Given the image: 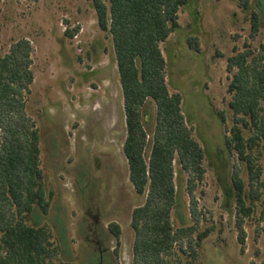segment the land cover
I'll return each mask as SVG.
<instances>
[{
    "label": "rangeland",
    "instance_id": "374dc122",
    "mask_svg": "<svg viewBox=\"0 0 264 264\" xmlns=\"http://www.w3.org/2000/svg\"><path fill=\"white\" fill-rule=\"evenodd\" d=\"M259 1L248 0L243 8V0H186L179 30L161 45L168 91L181 96L186 125L205 155L203 179L194 191L200 214L194 239L209 230L198 247L171 264H264V196L245 221L241 246L234 224L233 165L238 164L246 186L247 175L224 144L234 125L226 63L246 47L256 54L264 42L262 30L249 38L250 14L258 11ZM76 28L74 37L66 35ZM19 39L28 40L33 49L27 113L39 131L44 188L50 197L47 214L39 209L34 213L59 247L60 262L99 264L98 241L112 252L103 253L102 264H131V214L144 198L128 179L123 98L111 38L99 30L91 0H3L0 53ZM189 39L196 40V49ZM143 117L146 130L152 131L153 104L146 106ZM174 168L178 172L177 164ZM179 193L187 207L184 184ZM94 219L104 231L97 237ZM171 220L178 229L175 212ZM27 224L35 225L32 217ZM110 224L119 226L118 239Z\"/></svg>",
    "mask_w": 264,
    "mask_h": 264
},
{
    "label": "trees",
    "instance_id": "16d2710c",
    "mask_svg": "<svg viewBox=\"0 0 264 264\" xmlns=\"http://www.w3.org/2000/svg\"><path fill=\"white\" fill-rule=\"evenodd\" d=\"M91 1L99 30L111 38L119 75L128 179L135 193L144 198L131 214V264H171L173 258L178 262L180 254L198 247L209 233L206 230L194 239L200 221L194 191L203 179L205 155L186 125L181 96L168 91L167 62L161 48L179 30V12L187 2L108 0L107 5L103 0ZM247 3L243 0L242 7ZM257 10L250 14V39L261 30L264 34V0L258 2ZM77 32L78 28L66 35L72 38ZM188 44L197 48L195 39ZM32 52L31 43L19 39L0 53V264H74L59 261V247L41 225L43 218L34 213L39 209L46 215L50 197L44 188L39 131L27 113L34 81ZM226 71L231 74L227 93L234 125L224 144L245 166L248 182L246 186L241 169L234 164V224L243 246L245 221L264 196V162H260L264 161V42L256 54L246 47L229 57ZM148 104L156 108L150 132L143 117ZM183 184L187 207L179 193ZM173 212L180 223L178 229L171 220ZM29 217L34 226L27 224ZM188 217L192 226H188ZM109 231L119 238L117 224H110Z\"/></svg>",
    "mask_w": 264,
    "mask_h": 264
},
{
    "label": "flooded vegetation",
    "instance_id": "af4514ba",
    "mask_svg": "<svg viewBox=\"0 0 264 264\" xmlns=\"http://www.w3.org/2000/svg\"><path fill=\"white\" fill-rule=\"evenodd\" d=\"M97 163V162H96ZM115 163V164H114ZM113 164L114 165H117L118 167H119V165H118V163H116V161L114 162ZM120 168V167H119ZM98 226H99V222L97 221V219H94V223H93V228L95 229V231L93 232L95 235V237H97L98 235H102L103 233H104V231L103 230H100V229H98ZM91 230V229H90ZM93 236V237H94ZM95 244H96V246H97V249H98V254H99V264H102V259H103V253L105 254V255H112L111 253H110V251H109V249H107V248H105L104 246H102L98 241H95L94 242Z\"/></svg>",
    "mask_w": 264,
    "mask_h": 264
}]
</instances>
